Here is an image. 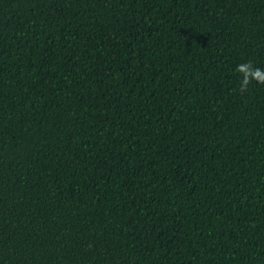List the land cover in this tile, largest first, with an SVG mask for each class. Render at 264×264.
Returning <instances> with one entry per match:
<instances>
[{
  "label": "trees",
  "instance_id": "trees-1",
  "mask_svg": "<svg viewBox=\"0 0 264 264\" xmlns=\"http://www.w3.org/2000/svg\"><path fill=\"white\" fill-rule=\"evenodd\" d=\"M264 0H0V264H264Z\"/></svg>",
  "mask_w": 264,
  "mask_h": 264
},
{
  "label": "clouds",
  "instance_id": "clouds-1",
  "mask_svg": "<svg viewBox=\"0 0 264 264\" xmlns=\"http://www.w3.org/2000/svg\"><path fill=\"white\" fill-rule=\"evenodd\" d=\"M236 72L240 73L242 76L239 89L241 94L248 90V85L253 80H255L258 84L264 85V69L254 67L251 61L238 64L236 67Z\"/></svg>",
  "mask_w": 264,
  "mask_h": 264
}]
</instances>
